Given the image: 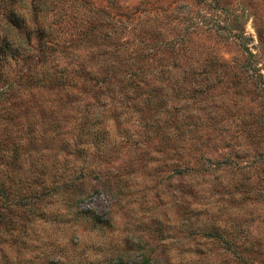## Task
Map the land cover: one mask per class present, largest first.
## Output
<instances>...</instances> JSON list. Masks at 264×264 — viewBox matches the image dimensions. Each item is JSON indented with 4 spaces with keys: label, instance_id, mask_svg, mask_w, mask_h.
<instances>
[{
    "label": "rangeland",
    "instance_id": "374dc122",
    "mask_svg": "<svg viewBox=\"0 0 264 264\" xmlns=\"http://www.w3.org/2000/svg\"><path fill=\"white\" fill-rule=\"evenodd\" d=\"M36 6L61 41L109 21L117 29L109 44L129 48L126 60L142 43L157 42L154 57L145 59L150 71L165 66L171 78L186 70L213 82L174 115L198 124L188 134L186 123L182 136L166 128L167 116L157 111L106 114L84 138L90 147L80 148L66 143L78 141L79 123L90 122L72 113L56 133L40 119L59 116L52 109L63 106L46 111L48 104L23 96L18 240L7 243L0 215V264H264V99L242 67L250 53L249 72L264 76V0H0V36L11 29L9 12L33 26ZM20 38L26 41L24 32ZM30 39L32 47L26 43L3 69L0 109L18 102L19 88L32 89L26 76L41 73ZM82 44L43 69L70 68L74 55L80 62L97 52ZM78 96L65 108L77 113L93 104L92 96ZM177 96L171 101L183 104ZM210 234L239 238L242 258Z\"/></svg>",
    "mask_w": 264,
    "mask_h": 264
},
{
    "label": "trees",
    "instance_id": "16d2710c",
    "mask_svg": "<svg viewBox=\"0 0 264 264\" xmlns=\"http://www.w3.org/2000/svg\"><path fill=\"white\" fill-rule=\"evenodd\" d=\"M9 13L11 18L8 22L10 24L7 25L11 29L3 30V35L0 36V80L8 76L7 72L3 71L8 62L17 60L23 55L24 45L27 43L32 47L30 39L32 34L36 38L38 62L40 68L42 67L40 74L37 73L38 69L24 78L26 81L25 86H31L32 89L24 88L23 90L21 87V90H19L20 80L18 82V102L8 101L7 104H2L0 109V111H3L0 116V215L3 221H6L4 231L7 232V243L11 242L13 244L18 240L17 132L18 128L22 127V124L18 123V103L24 101L23 96L33 95L31 98L38 99L41 107L48 104L46 111H51L53 107L63 106L56 111L52 109L51 113L59 116H54L49 120L40 119H43L41 121L43 125L46 124L56 133L61 128L66 127L62 124L65 118L73 119L70 115L72 113L78 115L76 120L85 124L90 122L91 124L87 128L84 124L79 123V131L74 135L78 141L70 139L66 143V146L80 148L79 144H86L84 146L90 147L89 141L84 140V138L91 130L95 129L96 124H101L100 119L105 117L106 114L114 116L126 114L131 117L134 113L142 114L144 111H157L167 116L166 123L170 122V124L166 128L176 129L178 134L181 133L179 135L182 136L181 127L186 126V123V134H188L198 124L190 122V120H179L174 115L179 112L180 108L189 109L191 106L189 101H194L196 97L207 93L213 81L205 82L204 79L199 78V73L194 74L186 70H182L181 75L171 78L168 76L169 70L164 68L165 66L157 72L150 71L145 59L154 57L153 52L156 48L161 47L157 42L151 44L140 43L141 45L137 47L141 51L140 54L137 51L138 55L135 56V59L126 60L124 54L129 48L120 44L116 45L114 42L109 44L112 40V34L117 30L115 24L111 26L112 22L109 21L82 28V37L75 40L61 41L44 20H39L41 8H37L34 12L33 26L26 23L25 18H22L21 15L15 12ZM190 24L194 26L195 23L191 21ZM9 30L16 31L14 32L17 39L18 33L24 32L26 41L21 40V38L17 40ZM82 43H85V46L92 47L97 52L87 53L81 58L80 62L78 61L79 55H74L73 60L70 62V66L72 65L70 68L64 66L61 70L55 69L53 72L43 69V65L56 60L55 56L65 54L68 50L83 45ZM170 45L172 44L167 47L170 48ZM164 48L166 49V46ZM249 57L253 58L252 54L249 53ZM250 58L242 65L247 75L245 80H250L251 84L258 89L257 94L264 99V76L255 71H253V75L249 72L252 69ZM139 60H145L146 62H139ZM78 94L92 96L93 104L89 103L86 108L74 113L73 105H71V110L65 107L69 102V105L73 104L72 100L75 101L79 97ZM172 95L182 96L185 101L182 102L183 104H174L171 101ZM115 102H120L122 109H118ZM130 105H133L132 111L129 110ZM41 113L44 112L35 114ZM263 123L258 122L261 128L264 125ZM14 131L15 134H13ZM37 135L42 136V134H36L35 138ZM170 136L169 134L166 135V137ZM92 145L97 146L98 144L94 140ZM209 236L220 237L214 234ZM220 238L223 239L230 252L235 253L238 258H242L246 248L240 244L239 238L233 236L228 239L225 237Z\"/></svg>",
    "mask_w": 264,
    "mask_h": 264
}]
</instances>
